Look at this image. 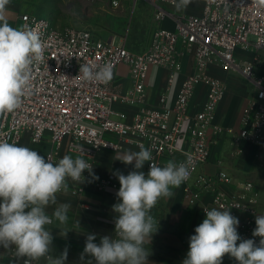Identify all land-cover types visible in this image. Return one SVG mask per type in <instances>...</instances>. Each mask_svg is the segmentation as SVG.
I'll return each instance as SVG.
<instances>
[{"label": "built area", "instance_id": "1", "mask_svg": "<svg viewBox=\"0 0 264 264\" xmlns=\"http://www.w3.org/2000/svg\"><path fill=\"white\" fill-rule=\"evenodd\" d=\"M153 5V17H170L174 29L158 27L152 31L148 45L139 52L111 38L96 37L87 28L55 26L48 17L20 12L19 28L34 30L44 44L45 62L33 66L31 91L23 98L22 107L6 117H0V138L17 144L23 132L32 142L47 136L51 149L44 154L54 164L62 141L82 142L85 148L74 146L80 157L92 165V174L83 173L84 181L97 186L119 187L118 176L108 172L96 179L93 155L101 148L117 150L124 143L151 151L152 161L144 163L149 172L151 163H160L163 156L180 153L176 163L192 160L190 177L209 157L211 137L228 134L232 141L246 140L264 147V8L253 0H203L199 14H172L163 4L177 0H146ZM117 5L116 0L111 1ZM237 48L248 51V61L235 57ZM192 56V70L181 81L170 105L169 89L181 70V57ZM111 64L112 69L123 63L128 67L130 87L119 92L107 83L86 81L79 74L80 64ZM151 65L166 71L164 87L157 95L159 107L146 106L145 78ZM226 71H238L251 83L252 90L240 112L237 127L223 126L214 121V112L226 92V85L209 72V66ZM206 86L204 100L194 111L188 109L190 98L198 84ZM120 101L137 105L130 119L116 110ZM112 135V139L108 135ZM182 143V145H180ZM183 182L190 204H194L205 189L213 191L211 207L230 210L239 219L237 232L241 241L260 237L252 235L257 215V191L251 181H243L240 191L226 195L213 185V179L197 174L192 184ZM218 179L229 176L219 171ZM204 209H210L205 206ZM14 251V247L11 249ZM33 261L32 264H35ZM23 264V260H21Z\"/></svg>", "mask_w": 264, "mask_h": 264}, {"label": "clouds", "instance_id": "2", "mask_svg": "<svg viewBox=\"0 0 264 264\" xmlns=\"http://www.w3.org/2000/svg\"><path fill=\"white\" fill-rule=\"evenodd\" d=\"M191 2L179 0L177 7ZM9 4L10 0H0V117L22 107L23 98L31 91L33 66L45 62L39 34L27 26L16 28L9 24ZM253 4L264 8V0H253ZM79 74L86 81L107 83L113 69L111 64L85 63L80 64ZM3 135L0 133V137ZM152 159L151 151L143 146L138 152L128 151L117 157L126 165L134 161L137 170ZM191 165L189 157L181 163L169 160L163 167L152 162L147 177L142 171L116 173L120 183L119 202L113 205L118 214L116 238L104 236L97 244L96 236L88 234L80 260L87 264L91 260L85 257L95 264H148L149 251L144 245L151 242L158 228L150 211L160 198L171 197V189L189 179ZM85 170L92 174V165L80 156L65 155L54 164L35 150L0 138V247H14L17 261L23 260V264L41 258L47 264H65L68 249L59 256L52 255L53 236L45 226L52 223L53 217L66 223L71 205L59 204L52 216L45 209L57 204V193L67 191L68 179L83 183ZM204 212L206 218L190 237L182 264H222L225 255L238 264H264V215H256L255 219L252 235L260 237L257 246L253 239L241 241L237 232L239 219L230 210L212 208Z\"/></svg>", "mask_w": 264, "mask_h": 264}, {"label": "crops", "instance_id": "3", "mask_svg": "<svg viewBox=\"0 0 264 264\" xmlns=\"http://www.w3.org/2000/svg\"><path fill=\"white\" fill-rule=\"evenodd\" d=\"M111 1L109 0L108 2V8L102 5L99 8H106V10L114 14L119 13L123 6V0H116L118 2L117 5H112ZM130 1L134 9L136 7L133 6L135 0ZM143 1L149 3L146 0ZM178 3L179 0L173 5L163 4V7L168 12L177 15L199 14L203 0H192L186 7L182 6L180 8L177 7ZM63 5L65 10L63 13H59V9ZM149 5L153 11V5L151 3ZM69 8L70 4L67 2H60V4L58 3V7L53 6V8L50 6L45 7V5L38 6L35 3H21L17 8L15 6L10 7L7 10V17H15L16 20L20 12H27L48 17L55 26L62 27L69 25L59 24L60 22H69L70 20L66 17H78L79 11L71 13L69 12ZM114 10L117 11L114 12ZM94 13L99 14L98 12ZM59 17L65 18L60 19ZM154 20L155 24L151 30L150 37L152 31L158 27L174 29V21L170 17L165 16ZM13 23L12 21L9 24L13 26ZM78 28H87L98 38L104 40L114 38L123 43V37L120 34H106L92 27ZM110 29L112 31L113 27ZM252 52L251 50L244 51L237 48L235 57L240 61H248L251 59ZM261 57L264 61V53H261ZM181 63V70L175 75L169 89L168 105L172 103L182 79L192 70V56L184 54L181 57ZM209 72L227 87L224 97L216 106L214 121L223 126L237 127L241 108L252 90L251 83L238 71H226L218 66L211 65L209 66ZM165 80L166 71L163 67L151 65L148 68L145 78L146 106L159 107L157 95L164 87ZM111 85L121 93L130 87L128 67L125 64L120 63L114 68ZM205 90L206 86L202 83L195 87L188 105L190 111L196 110L204 100ZM113 107L116 110L124 112L128 119L137 110V105L122 103L120 101L114 102ZM108 136L115 139L110 134ZM17 145L35 150L42 156L52 148L47 136H44L40 142H32L26 132L22 133ZM76 145L80 148H85L82 142L72 143L68 139H65L54 150L55 154L58 159L63 158L65 155L76 158L80 156V152L74 149ZM139 150L136 146L128 143H124L123 147L117 150L101 148L93 155V171L97 177L103 176L108 172L114 174L119 172L127 175L132 171H142L147 177L148 172L144 170V165L141 169L137 170L134 168V161L132 164L126 165L122 161L117 160V157L125 152H138ZM209 150L207 161L202 163L193 172L189 183H193L197 174H203L213 179L214 187L231 196L240 191L243 181H251L258 193L257 215H264V147H259L246 140L235 142L232 141L228 134H220L216 137H211ZM180 157V153H175L172 157L163 156L160 158L158 166L163 167L169 160L175 161ZM219 171L225 172L229 176V179L226 181L218 179L217 173ZM67 183V191L57 193V204L49 205L45 211L49 216H52L54 209L59 204H70L71 207L67 213L68 219L66 223L62 224L53 217L52 223L45 227L53 236L51 245L53 249L52 255L59 256L67 248L68 257L65 264H87V261L80 260V255L84 250L88 234L96 236L94 243L97 244L100 243L101 238L104 236L116 238L114 233L115 219L118 214L113 211V205L119 202L117 193L120 186L116 188L97 186L92 181L79 183L71 179H68ZM171 191L173 192L171 197L160 198L155 207L150 211V215L154 218V222L158 228L153 233L151 242H146L144 245L145 249L149 251L148 264H182L189 251L190 237L195 234V228L206 218L203 208L209 206L212 209L210 205L213 191L210 188L203 190L194 204L188 202L183 183L178 188L171 189ZM239 242L241 241L237 243ZM11 249L0 247V264H21V260L17 261L16 259L15 250L12 251ZM85 260H91V264H95V261L90 257H85ZM35 264H47V262L46 259L41 258ZM222 264H238V262L229 255H225Z\"/></svg>", "mask_w": 264, "mask_h": 264}, {"label": "rangeland", "instance_id": "4", "mask_svg": "<svg viewBox=\"0 0 264 264\" xmlns=\"http://www.w3.org/2000/svg\"><path fill=\"white\" fill-rule=\"evenodd\" d=\"M60 2L69 3V12L79 11V14L78 17H66L70 21L67 23L60 22L59 24L92 27L106 34H120L123 37L122 40L125 47L133 51H141L146 46L155 24L152 8L149 3L143 0H135L133 2V6H136L134 9L130 0H123L121 11L117 14L106 10L109 0H10L8 9L13 6L17 8L21 3H35L38 6L45 5V7L50 6L53 8V6L58 7ZM101 5L106 8H99ZM64 10L65 7L63 5L59 9V13H63ZM94 12H98L101 16ZM7 19L9 23L14 22L13 27L19 28L20 20H15V17H7ZM111 27H113L112 31Z\"/></svg>", "mask_w": 264, "mask_h": 264}]
</instances>
